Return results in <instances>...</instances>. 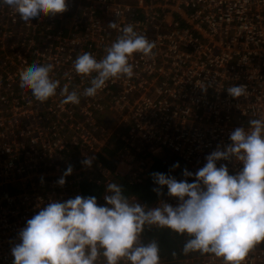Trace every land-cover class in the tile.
<instances>
[{"label":"built area","instance_id":"built-area-1","mask_svg":"<svg viewBox=\"0 0 264 264\" xmlns=\"http://www.w3.org/2000/svg\"><path fill=\"white\" fill-rule=\"evenodd\" d=\"M66 3L64 13L25 24L0 2V264H13L18 233L50 201L87 197L84 185L93 173L101 176L95 183L106 188L111 173L101 159L114 140L123 149L115 158L113 177L140 182L153 157L165 153L194 174L207 155L231 143L236 128L264 119V0ZM112 22L120 28L132 24L155 42V55L133 54L131 79L109 81L95 97H85L91 77L76 74L73 62L85 52L98 60L106 54L121 35L109 27ZM33 63H51L50 76L59 81L57 94L44 103L20 87V72ZM65 84L81 94L79 104L61 103ZM239 85L248 94L233 98L227 89ZM91 156L95 159L87 167L82 161ZM221 164L230 175L242 169L235 159L217 161V167ZM69 165L72 174L59 186L56 181ZM161 200L178 203L165 197L149 208ZM104 204L102 198L98 205ZM95 264H107L102 250ZM160 264L224 261L207 254ZM244 264H264V247L255 248Z\"/></svg>","mask_w":264,"mask_h":264},{"label":"clouds","instance_id":"clouds-1","mask_svg":"<svg viewBox=\"0 0 264 264\" xmlns=\"http://www.w3.org/2000/svg\"><path fill=\"white\" fill-rule=\"evenodd\" d=\"M11 8L25 24L41 15L55 16L68 10L66 0H0ZM121 32L106 54L99 60L91 53L79 55L73 62L76 74L91 77L90 86L83 90L85 97H95L109 81L134 76L129 62L133 54L154 56V41L134 30L132 24ZM53 65L33 63L20 72V87L30 90L34 99L44 103L57 94L59 81L51 78ZM233 98L246 96L245 85L227 89ZM62 104H79L80 93L69 91L67 84L60 93ZM231 143L205 157L206 164L194 174L186 168L184 179L177 181L170 174L154 172L150 176L158 187L152 189L158 197L177 199L176 206L161 200L156 207L146 208L123 193L116 182L106 185L104 205L95 196H76L64 202L50 201L27 220L18 233L19 244L12 247L13 264H95L99 255L107 264H160L159 245L151 241L139 243L145 226L168 228L190 237L184 253H211L223 258L224 264H244L257 245L264 243V119H253L248 128L238 127L229 137ZM95 156L82 163L91 167ZM235 159L242 169L230 175L226 164L217 161ZM175 163L172 169L179 168ZM69 165L56 181L65 184L72 174ZM187 178H193L189 183Z\"/></svg>","mask_w":264,"mask_h":264},{"label":"trees","instance_id":"trees-1","mask_svg":"<svg viewBox=\"0 0 264 264\" xmlns=\"http://www.w3.org/2000/svg\"><path fill=\"white\" fill-rule=\"evenodd\" d=\"M99 123H102L100 121ZM123 149V144L120 140H114L110 148L105 149L106 156L101 159V162L107 167L110 171V180L111 182H116L120 184L123 188V193L125 196L129 198H135L140 204L146 206V208L150 207L152 204L157 202L160 199L165 197H169L167 195V188L164 187L162 189L164 195L158 197L155 192L152 191L154 187H158L152 181L150 176L151 173L159 172L170 174L173 176L177 181L184 179L182 176V171L184 167L182 163L171 153H165L161 157H153V164L152 168H150L149 173L147 174L146 178L140 182H133L128 178H114L113 172L115 168L114 159ZM179 163V168L172 169V166L175 163ZM101 178V176L97 173L92 174V181L91 183L85 182L84 190L87 197L95 196L97 198V203L101 201L103 195H105V187L101 185H97L95 181L97 180L95 177ZM188 179V182L191 181ZM103 187V188H102ZM186 234H177L171 231L168 228L162 227H155V228H144L142 232V240L143 244L146 245L151 241H156L159 245V256L160 260L164 262L180 260V259H199L204 255L211 254H202L200 252H189L184 253L183 247L186 241L189 239ZM257 247H264V243H261L256 246Z\"/></svg>","mask_w":264,"mask_h":264},{"label":"rangeland","instance_id":"rangeland-1","mask_svg":"<svg viewBox=\"0 0 264 264\" xmlns=\"http://www.w3.org/2000/svg\"><path fill=\"white\" fill-rule=\"evenodd\" d=\"M108 120H109L110 122L112 121L111 118H109V117H108ZM102 121H103V120H102ZM100 124H102V123H100ZM109 127L111 128V127H113V125L110 124ZM121 151H122V150H121ZM121 151H120V152H121ZM120 152H119V153H120ZM119 153H117V155H118ZM115 158H116V157H115ZM55 162H57L58 164H60V159H59V158L55 159ZM114 162H117V161L114 159ZM95 178L97 179L96 181H99V177L96 176ZM148 208H149V207H148ZM160 262H161V260H160ZM169 262H172V261H169Z\"/></svg>","mask_w":264,"mask_h":264}]
</instances>
